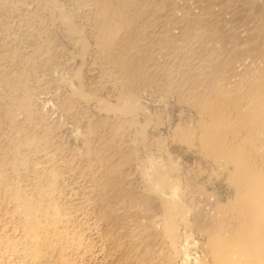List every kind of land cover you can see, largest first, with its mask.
I'll return each instance as SVG.
<instances>
[{"label": "bare ground", "instance_id": "6f19581e", "mask_svg": "<svg viewBox=\"0 0 264 264\" xmlns=\"http://www.w3.org/2000/svg\"><path fill=\"white\" fill-rule=\"evenodd\" d=\"M70 1L0 0V264H264V0Z\"/></svg>", "mask_w": 264, "mask_h": 264}, {"label": "rangeland", "instance_id": "374dc122", "mask_svg": "<svg viewBox=\"0 0 264 264\" xmlns=\"http://www.w3.org/2000/svg\"><path fill=\"white\" fill-rule=\"evenodd\" d=\"M66 3L70 6L72 5L70 0H66ZM156 98H157V100H156ZM147 102H148V104H150L151 108H154L153 110H156V111H158L157 113L162 114L163 125H162V128L160 129V131L163 133L164 136L170 137L171 132H172L174 126H176V124H178L179 122H183L184 120H187L191 117L190 110L187 109L186 106H182L180 104H177L174 97H170V98H168V100H163L161 98V96L159 95V92L156 90H150L149 93H147ZM171 104L173 107L171 106ZM44 111L49 117H53L56 115V110L54 107H52V105L46 106ZM184 116H186V117H184ZM177 120H179V121L177 122ZM170 121L172 122V124ZM64 132L67 134H74L73 127H72V124L70 122L67 123ZM175 149H176L175 152L178 153V155H180V156L182 155L181 157L184 159L185 162H188L190 164L194 163L193 165L197 164L196 152H194L192 150H188L185 146H181V145H177V147Z\"/></svg>", "mask_w": 264, "mask_h": 264}]
</instances>
